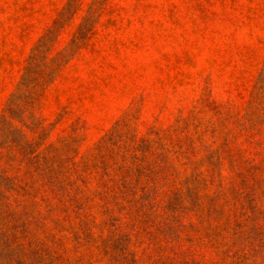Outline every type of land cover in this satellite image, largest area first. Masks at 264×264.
<instances>
[{
    "label": "rangeland",
    "instance_id": "374dc122",
    "mask_svg": "<svg viewBox=\"0 0 264 264\" xmlns=\"http://www.w3.org/2000/svg\"><path fill=\"white\" fill-rule=\"evenodd\" d=\"M2 177L42 264H264V0H0Z\"/></svg>",
    "mask_w": 264,
    "mask_h": 264
},
{
    "label": "trees",
    "instance_id": "16d2710c",
    "mask_svg": "<svg viewBox=\"0 0 264 264\" xmlns=\"http://www.w3.org/2000/svg\"><path fill=\"white\" fill-rule=\"evenodd\" d=\"M10 142L14 143L15 140L11 139ZM21 150L25 153L24 155L34 153V150H31L28 144H24ZM5 187L12 189L13 186L10 181L2 177L0 179V251L4 252L14 264H42L44 254L43 240L35 234V230L39 229L43 224L41 212L36 208L29 209L27 211L28 221L25 224L27 225V229H23L22 225L18 223L15 213L10 210V203L6 202V200L10 199V195L6 193ZM29 227L32 230H29ZM20 232L28 237V243L17 240L19 239ZM4 238L7 241V245L3 243ZM12 242L16 243V245L9 247V243Z\"/></svg>",
    "mask_w": 264,
    "mask_h": 264
}]
</instances>
